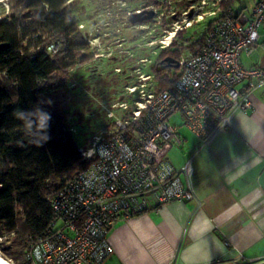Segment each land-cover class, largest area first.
<instances>
[{
	"label": "built area",
	"instance_id": "2783aa9c",
	"mask_svg": "<svg viewBox=\"0 0 264 264\" xmlns=\"http://www.w3.org/2000/svg\"><path fill=\"white\" fill-rule=\"evenodd\" d=\"M219 11L217 5L205 12L211 16ZM166 33L157 40L162 48L175 38L174 34L165 42ZM261 39L264 0L256 1L249 13L218 18L206 30L199 49L179 58L178 76L165 87H159L154 74L144 70L151 60L138 58L126 76L133 82L125 83L114 101L101 104L100 111L111 121L78 147L89 163L51 199L54 217L44 234L28 236L22 264H101L113 252L107 232L118 219L148 213L172 201L194 199L189 184L191 158L176 167L167 157L169 149L182 146L177 124L171 120L178 116L201 141L229 129L234 112L251 108L252 91L264 88V67H244L240 62L242 52L257 46L264 51ZM58 48L59 42L46 46L50 56ZM111 55L112 50L107 51ZM129 58H133L130 52ZM13 235V231L0 235V241Z\"/></svg>",
	"mask_w": 264,
	"mask_h": 264
},
{
	"label": "trees",
	"instance_id": "16d2710c",
	"mask_svg": "<svg viewBox=\"0 0 264 264\" xmlns=\"http://www.w3.org/2000/svg\"><path fill=\"white\" fill-rule=\"evenodd\" d=\"M128 1L151 4L153 0ZM233 1L218 2L220 13L206 30L222 15L239 12ZM18 2L25 11L0 19V43L8 44L0 50V235L14 232L0 241V255L12 264H22L28 236L48 229L54 217L51 199L58 189L89 163L79 153L71 113L66 110L76 77L70 70L91 58L83 53L84 34L69 15L67 0ZM23 18L30 21L23 24ZM206 30L189 47L193 52ZM51 42H59L53 56L46 50ZM174 43L173 39L160 49L152 67L161 88L178 76L165 73L179 68L164 60H179L180 52L171 51ZM160 63L164 67L156 70Z\"/></svg>",
	"mask_w": 264,
	"mask_h": 264
},
{
	"label": "crops",
	"instance_id": "0c3cea01",
	"mask_svg": "<svg viewBox=\"0 0 264 264\" xmlns=\"http://www.w3.org/2000/svg\"><path fill=\"white\" fill-rule=\"evenodd\" d=\"M253 65L264 67V60ZM262 91L261 86L255 88L250 95L252 107L237 109L232 126L206 141L189 129L180 132L184 126L174 117L182 146L169 149L167 157L176 167L191 158L189 184L195 198L118 219L107 232L113 252L101 264L264 261Z\"/></svg>",
	"mask_w": 264,
	"mask_h": 264
},
{
	"label": "rangeland",
	"instance_id": "374dc122",
	"mask_svg": "<svg viewBox=\"0 0 264 264\" xmlns=\"http://www.w3.org/2000/svg\"><path fill=\"white\" fill-rule=\"evenodd\" d=\"M255 1L234 0L233 8L249 13ZM213 2L214 0H205L204 3L202 0H153L151 4L133 1L125 3L123 0L74 2L75 6L69 9V15L78 22L77 27L86 35V48L83 53L91 56L85 63H78L70 70L75 72L76 77L72 85L74 88L70 90L68 96L66 110L71 113L75 129L73 138L78 146H84L93 133L111 121L100 111V106L114 101L123 92V85L133 82V78H126L130 71L129 67L135 64L138 58L147 57L151 62L144 70L152 72L162 49L157 40L163 34H167L166 31L171 32L175 27H179L178 32L181 34H175V43L171 51L180 52V57H187L193 53L189 48L193 46L192 40L200 38L208 24L220 13L215 12L209 16L205 12L215 9L218 3ZM147 5H151L150 9L155 12L153 17L141 23L131 24L127 18L131 12L128 11L141 9ZM23 11H25L23 5L18 0H0V19H8L10 15ZM198 15H202V19L198 20ZM29 21V18L22 19L23 24ZM188 22L191 25L186 26ZM151 41L155 43L145 46L146 42ZM111 50L112 55L107 56V51ZM153 50L156 54L152 52ZM129 52L132 53V59H128ZM262 60L264 52L259 47L240 55V62L244 67L260 63ZM115 67H120L121 72H115ZM178 69L171 67L165 73L174 75L178 73ZM187 130L188 128L184 126L180 132Z\"/></svg>",
	"mask_w": 264,
	"mask_h": 264
},
{
	"label": "water",
	"instance_id": "95a60500",
	"mask_svg": "<svg viewBox=\"0 0 264 264\" xmlns=\"http://www.w3.org/2000/svg\"><path fill=\"white\" fill-rule=\"evenodd\" d=\"M153 15H154V11L152 9H149V10L145 9V10H141L138 12H131L128 15V21L131 24L141 23L145 20L150 19L151 17H153ZM7 46H8L7 43H0V50L4 49ZM164 60L166 62V65L173 64V65L177 66V63L172 58L166 57ZM163 67H164V65L162 63H160L156 66V70L162 69ZM256 264H264V261L256 263Z\"/></svg>",
	"mask_w": 264,
	"mask_h": 264
},
{
	"label": "flooded vegetation",
	"instance_id": "af4514ba",
	"mask_svg": "<svg viewBox=\"0 0 264 264\" xmlns=\"http://www.w3.org/2000/svg\"><path fill=\"white\" fill-rule=\"evenodd\" d=\"M76 1V0H75ZM74 0H69V1H67V8L68 9H70V8H72L73 6H75V2ZM125 3H128L129 1L128 0H123ZM150 6L151 5H147V6H144V7H142L140 10H145V9H150ZM133 11H135V9H132L131 11H128V12H133ZM128 18V17H127ZM81 30V29H80ZM81 32H82V30H81ZM83 33V32H82ZM86 38V35H84V39Z\"/></svg>",
	"mask_w": 264,
	"mask_h": 264
},
{
	"label": "bare ground",
	"instance_id": "6f19581e",
	"mask_svg": "<svg viewBox=\"0 0 264 264\" xmlns=\"http://www.w3.org/2000/svg\"><path fill=\"white\" fill-rule=\"evenodd\" d=\"M179 28V27H178ZM179 30V29H178ZM177 30V31H178ZM175 30H173V31H171V32H169V35H168V37L165 39V42H167L169 39H171L172 38V35H174L175 34ZM0 264H12L10 261H8V260H6L4 257H2L1 255H0Z\"/></svg>",
	"mask_w": 264,
	"mask_h": 264
}]
</instances>
